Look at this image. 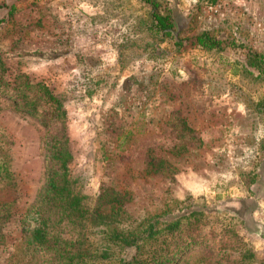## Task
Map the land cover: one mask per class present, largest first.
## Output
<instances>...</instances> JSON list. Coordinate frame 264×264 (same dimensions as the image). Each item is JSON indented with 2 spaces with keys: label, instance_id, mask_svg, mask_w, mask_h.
<instances>
[{
  "label": "rangeland",
  "instance_id": "obj_1",
  "mask_svg": "<svg viewBox=\"0 0 264 264\" xmlns=\"http://www.w3.org/2000/svg\"><path fill=\"white\" fill-rule=\"evenodd\" d=\"M41 1L0 26V77L28 76L63 99L68 166L83 193L93 200L119 193L124 229L147 233L157 220L200 210L208 238L231 236L230 256L203 241L179 264H264V75L245 66L249 48L264 54V0H157L172 16L170 38L140 29L150 7L140 0H125L126 14L121 0L63 1L80 10L78 22L100 18L72 28ZM202 32L222 48L195 46ZM44 120L0 93V202L9 205L0 264H41L27 236L47 188ZM104 231L87 229L94 242L85 255L113 264L109 252L98 257L110 245ZM237 247L255 257L241 261Z\"/></svg>",
  "mask_w": 264,
  "mask_h": 264
},
{
  "label": "trees",
  "instance_id": "obj_2",
  "mask_svg": "<svg viewBox=\"0 0 264 264\" xmlns=\"http://www.w3.org/2000/svg\"><path fill=\"white\" fill-rule=\"evenodd\" d=\"M140 1L150 6L147 12L148 22L142 24L140 29L148 31L152 37H172L174 24L171 14L161 12L157 0ZM12 13L10 9L8 14ZM140 25L141 22H138L136 28ZM193 44L206 50H220L223 41L202 32L193 37ZM245 66L257 70L256 77H261L264 75V54L249 48ZM22 77L13 76L7 83L0 77V93L14 95L15 100L28 109L29 113L45 119L47 188L43 201L32 211L35 216L27 236L28 244L40 254L41 264H98L85 255V252L88 253L87 247H91L94 242L88 236L87 229L98 225H104L106 231L103 238L110 244L104 247L105 250L98 257L107 259L109 255L106 254L109 252L113 255V264H179L191 246L203 241L204 245L209 243V246L218 247L221 244L218 251L230 256V253L224 251H227V243H232L231 236L221 240L225 246L220 240L216 241L213 235L208 238V232L202 231L207 224V216L200 210H191L188 214L171 220H157L147 233L124 229L120 221L121 214L125 213L123 202L119 198L121 195L114 192L113 197L107 200L105 194H98L93 200L92 196L83 193L77 183L78 177L73 175L68 166L71 152L63 99L42 82L34 81L28 76ZM262 106L264 108V104ZM105 202L108 205L103 207ZM8 210L9 205L5 206L0 202V225ZM232 236L238 246L244 245L236 234ZM237 249L241 261L255 257L253 251ZM117 251L120 253L118 256ZM91 259L95 257L91 256Z\"/></svg>",
  "mask_w": 264,
  "mask_h": 264
},
{
  "label": "crops",
  "instance_id": "obj_3",
  "mask_svg": "<svg viewBox=\"0 0 264 264\" xmlns=\"http://www.w3.org/2000/svg\"><path fill=\"white\" fill-rule=\"evenodd\" d=\"M30 1L31 0H0V26H4L5 24L7 26H10V24L12 25L13 24V20H12L13 18L12 17L16 13L19 12L21 7L25 6ZM35 1H40V0H35ZM63 1L65 3L67 2L69 4H71V2H72L71 0H42L40 3H42L45 6L52 5V6L58 7L55 10V12H57V17L56 18L62 19V17L59 16V13H61L64 16L63 17L64 24H67V27H69V28L75 27L76 25L79 26L80 22H83V24H88V25L92 24V26L95 27V25L97 23V19H100V18L91 17V18L85 20L86 22L85 21L78 22V21L75 20L74 16L77 15V14H75V12L76 13H80L79 12L80 10H78V8H75V7L74 8L68 7L66 4H63ZM85 4H86V2H85ZM127 5L128 4H127V2L125 0H123V1L121 0L120 1V11L119 12L120 13L123 12V13L126 14L127 13ZM92 8H93V12H95L94 7H92ZM10 9L12 10L13 13L9 15L8 11ZM97 11H100V10L97 8ZM103 12H105V10H103ZM45 17L47 18V14L46 15L42 14V16L41 15L39 16V18H41L42 23H44ZM123 18L125 19V23L124 24L126 25L127 24V18H126V16L123 17ZM53 19H54V16H53ZM103 19L105 20V22H104V26L105 27L104 28L110 27V25H111L110 24L111 23L110 20L109 19H105V18H103ZM47 23H48V18H47ZM59 24H60L59 21H57L56 23H52L51 24L52 29L61 27ZM43 26L49 27L50 24H48L47 26L46 25H43ZM66 55L68 56V54L63 55V57H62L63 60L66 59ZM69 73H71V72L68 69V71L65 74H63V75H69Z\"/></svg>",
  "mask_w": 264,
  "mask_h": 264
}]
</instances>
